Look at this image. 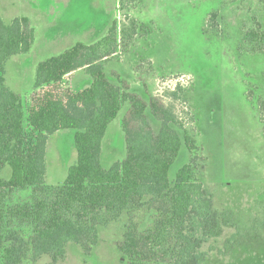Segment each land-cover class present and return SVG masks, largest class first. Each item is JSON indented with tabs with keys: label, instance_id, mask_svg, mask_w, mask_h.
I'll use <instances>...</instances> for the list:
<instances>
[{
	"label": "trees",
	"instance_id": "trees-1",
	"mask_svg": "<svg viewBox=\"0 0 264 264\" xmlns=\"http://www.w3.org/2000/svg\"><path fill=\"white\" fill-rule=\"evenodd\" d=\"M142 2L118 0L125 23L114 20L98 41L75 43L40 62L33 89L23 97L6 87L4 65L29 52L35 30L26 17L10 24L0 17V264H57L69 244L89 255L99 230L121 219L124 233L116 247L125 264H199L202 244L230 224L231 215L214 211L199 179L195 131L183 126L170 106L152 97L146 101L119 75L105 71L142 29L129 14ZM216 17L208 21L215 34ZM242 44L248 53L264 54L259 24L243 33ZM81 71L91 83L74 91L72 76ZM248 99L264 132V95L249 93ZM125 106L120 128L126 156L104 169L101 143ZM148 117L158 123L156 130ZM66 130L74 131L75 163L62 184L49 185L46 144ZM183 145L190 161L171 180Z\"/></svg>",
	"mask_w": 264,
	"mask_h": 264
},
{
	"label": "rangeland",
	"instance_id": "rangeland-1",
	"mask_svg": "<svg viewBox=\"0 0 264 264\" xmlns=\"http://www.w3.org/2000/svg\"><path fill=\"white\" fill-rule=\"evenodd\" d=\"M118 7V0H0L4 23L26 17L35 30L29 52L5 62L6 87L21 97L30 93L40 62L75 43L98 41L114 20L125 23ZM131 7L129 14L142 29L117 50L105 71L119 75L146 101L152 97L170 106L178 121L195 131L199 179L214 211L231 215L219 237L202 244L199 264H264V132L256 105L248 99L249 93L264 95V54L248 53L242 44L243 33L256 23L264 31V0H143ZM212 14L217 15V34L208 26ZM90 83L84 71L72 76L74 91ZM126 110L108 125L102 140L104 169L126 156L120 128ZM148 118L156 130L158 123ZM73 135L60 131L47 141V184H62L75 163ZM189 161L183 145L169 178ZM123 233L121 219L99 230L89 255L69 244L57 264H125L116 247Z\"/></svg>",
	"mask_w": 264,
	"mask_h": 264
}]
</instances>
